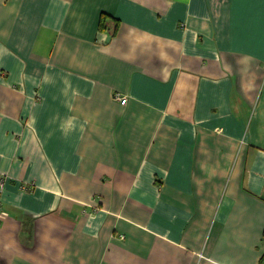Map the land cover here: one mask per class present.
Here are the masks:
<instances>
[{
	"label": "crops",
	"instance_id": "1",
	"mask_svg": "<svg viewBox=\"0 0 264 264\" xmlns=\"http://www.w3.org/2000/svg\"><path fill=\"white\" fill-rule=\"evenodd\" d=\"M2 176L0 264H264V0H0Z\"/></svg>",
	"mask_w": 264,
	"mask_h": 264
},
{
	"label": "built area",
	"instance_id": "2",
	"mask_svg": "<svg viewBox=\"0 0 264 264\" xmlns=\"http://www.w3.org/2000/svg\"><path fill=\"white\" fill-rule=\"evenodd\" d=\"M115 99L119 101L121 104H126L127 102V99L119 94L115 95ZM5 182H6V177L2 176V178L0 179V225L4 217L7 215V212L4 210L2 200H1V193L4 190Z\"/></svg>",
	"mask_w": 264,
	"mask_h": 264
}]
</instances>
